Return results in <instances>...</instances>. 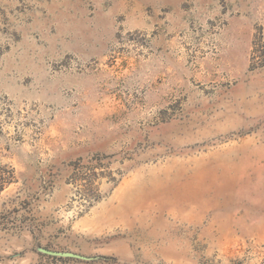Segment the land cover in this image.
Returning a JSON list of instances; mask_svg holds the SVG:
<instances>
[{
    "label": "rangeland",
    "instance_id": "obj_1",
    "mask_svg": "<svg viewBox=\"0 0 264 264\" xmlns=\"http://www.w3.org/2000/svg\"><path fill=\"white\" fill-rule=\"evenodd\" d=\"M0 264H264V0H0Z\"/></svg>",
    "mask_w": 264,
    "mask_h": 264
},
{
    "label": "water",
    "instance_id": "obj_2",
    "mask_svg": "<svg viewBox=\"0 0 264 264\" xmlns=\"http://www.w3.org/2000/svg\"><path fill=\"white\" fill-rule=\"evenodd\" d=\"M39 250L47 255L50 256H56V257H66V258H76V259H81V260H89L90 257L70 252V251H59V250H51L47 248H39Z\"/></svg>",
    "mask_w": 264,
    "mask_h": 264
}]
</instances>
